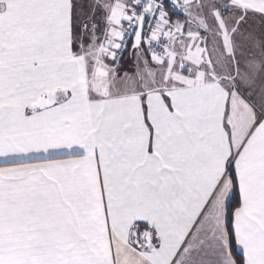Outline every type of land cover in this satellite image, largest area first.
Returning <instances> with one entry per match:
<instances>
[{
    "label": "snow or ice",
    "instance_id": "snow-or-ice-1",
    "mask_svg": "<svg viewBox=\"0 0 264 264\" xmlns=\"http://www.w3.org/2000/svg\"><path fill=\"white\" fill-rule=\"evenodd\" d=\"M0 264H264V0H0Z\"/></svg>",
    "mask_w": 264,
    "mask_h": 264
}]
</instances>
